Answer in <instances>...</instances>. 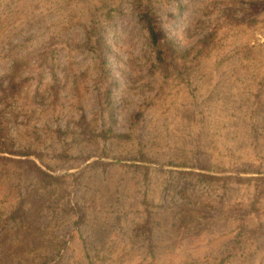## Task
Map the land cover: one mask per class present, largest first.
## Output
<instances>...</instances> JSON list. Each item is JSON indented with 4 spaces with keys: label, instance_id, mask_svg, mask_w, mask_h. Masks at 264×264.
Listing matches in <instances>:
<instances>
[{
    "label": "rangeland",
    "instance_id": "obj_1",
    "mask_svg": "<svg viewBox=\"0 0 264 264\" xmlns=\"http://www.w3.org/2000/svg\"><path fill=\"white\" fill-rule=\"evenodd\" d=\"M144 1L195 58L163 71L133 0H0V80L17 83L0 139L31 153L0 160V264H264V0Z\"/></svg>",
    "mask_w": 264,
    "mask_h": 264
},
{
    "label": "trees",
    "instance_id": "obj_2",
    "mask_svg": "<svg viewBox=\"0 0 264 264\" xmlns=\"http://www.w3.org/2000/svg\"><path fill=\"white\" fill-rule=\"evenodd\" d=\"M133 9L136 11L139 22L147 30L148 37L151 42V46L154 51L155 59L158 66L163 71L167 70V59L171 61H188L192 58H195L197 54L195 53V48H183L176 41L175 38L169 36L164 28L160 25L159 18L156 14V11L152 4L144 0H133ZM97 19V18H96ZM215 35V30L210 31L199 41V46L197 52L201 51V47L209 45L212 37ZM86 37L88 47L94 55L95 65L98 73V79L101 81V84L104 86V101L110 112H112V90L117 84L113 78L112 69L109 64V58L114 54L111 43L105 35V28L102 24H99V21L92 22L86 29ZM17 83L12 80V83L5 88L3 83L0 80V91L15 92ZM12 87V88H11ZM140 115L137 114V116ZM112 118V113L110 114ZM0 160L5 161L7 159L21 162L20 158H14L13 156L18 155L25 157L31 155L28 151L10 149L4 141L0 139ZM8 153L9 156L2 155ZM11 155V156H10ZM13 155V156H12ZM26 163L29 166V169L32 170L36 178L41 181H52L56 177L41 167L37 162L32 159H27ZM212 177H214L212 175ZM264 179V178H263Z\"/></svg>",
    "mask_w": 264,
    "mask_h": 264
}]
</instances>
